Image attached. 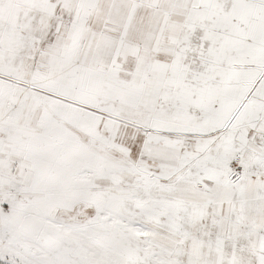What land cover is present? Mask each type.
<instances>
[{
	"label": "snow or ice",
	"instance_id": "1",
	"mask_svg": "<svg viewBox=\"0 0 264 264\" xmlns=\"http://www.w3.org/2000/svg\"><path fill=\"white\" fill-rule=\"evenodd\" d=\"M0 264H264V0H0Z\"/></svg>",
	"mask_w": 264,
	"mask_h": 264
}]
</instances>
